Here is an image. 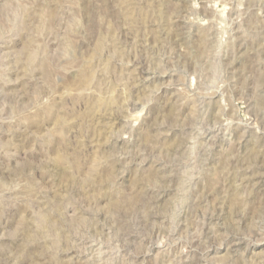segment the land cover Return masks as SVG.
<instances>
[{
    "label": "rangeland",
    "instance_id": "rangeland-1",
    "mask_svg": "<svg viewBox=\"0 0 264 264\" xmlns=\"http://www.w3.org/2000/svg\"><path fill=\"white\" fill-rule=\"evenodd\" d=\"M0 264H264V0H0Z\"/></svg>",
    "mask_w": 264,
    "mask_h": 264
}]
</instances>
